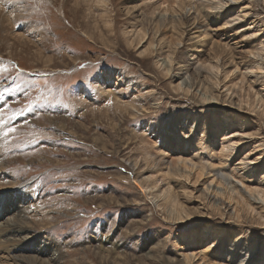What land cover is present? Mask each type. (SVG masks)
I'll return each mask as SVG.
<instances>
[{
	"label": "rangeland",
	"instance_id": "rangeland-1",
	"mask_svg": "<svg viewBox=\"0 0 264 264\" xmlns=\"http://www.w3.org/2000/svg\"><path fill=\"white\" fill-rule=\"evenodd\" d=\"M168 1L0 3V17H18L6 30L0 18V133L17 128L0 135V194L19 195L28 211L40 212L27 214V232L19 236L34 244L48 240L62 255L59 264H237L252 246L254 264H264V223L233 217V203L223 211L210 205L221 192L210 184L212 173L200 177L180 165L183 177L167 171L178 156L195 164L208 158L216 170L221 160L246 159L243 185L260 186L264 74L244 70L253 64L247 53L264 41V0L228 2L226 9L240 15L228 40L218 35L222 16L211 18L199 0L193 1L202 9L197 20L185 17L184 7L176 9L181 22L157 28L159 6ZM13 32L23 33L24 42ZM169 52L166 74L160 63ZM183 59L205 63L199 74L194 66L188 73L193 89L207 87L217 103L205 106L195 91L177 90ZM209 62L217 63L218 81L206 70ZM234 85L233 94L225 89ZM227 132L245 139L226 160ZM166 187L187 216L172 217L177 211L161 195ZM187 254L195 256L191 263Z\"/></svg>",
	"mask_w": 264,
	"mask_h": 264
},
{
	"label": "bare ground",
	"instance_id": "bare-ground-1",
	"mask_svg": "<svg viewBox=\"0 0 264 264\" xmlns=\"http://www.w3.org/2000/svg\"><path fill=\"white\" fill-rule=\"evenodd\" d=\"M105 1L106 0H101L102 3L103 2L105 3ZM193 1H198V0H169L168 2H163L161 5H166V7L159 6L160 7L159 9L161 10V15H159V14L157 15V20L155 19L156 20L155 26L158 28L159 26H161V24H164V25H171L174 27L177 24V21L181 22V20L184 19L181 16L176 15L177 10L182 9V8H183V10L186 8L185 9V17L188 16V18H189V16H190L194 21L197 20L201 14L202 9L198 6H196V4ZM200 1L206 2L207 3L206 8H208L211 11V13L213 12V14L210 15L211 18H217L218 15H220V18H221V16H222L223 24L220 25L219 29H217V31L220 32L218 35L223 40H228L229 37L227 35L229 34V32L239 28V27H235V26H237V24H239L238 20H240V15L232 14L230 12L231 10L226 9L228 2H231L233 0H213L214 2L209 1V0H199V2ZM181 2L184 4L183 6L180 4ZM185 4H186V6H185ZM159 9H158V11H159ZM155 11L157 12V9H155ZM223 12H225L226 15L225 14L221 15ZM228 13H231L232 15H230V14L227 15ZM3 16L0 17L3 29L6 30V28L8 29L7 26H9L10 24L13 25L16 23V22L12 21V18H13L12 16H14V15H11V14H10V16L5 15L6 16L5 18ZM15 18L16 17L14 16L13 19H15ZM213 20H215V19H213ZM195 26H196V24H195ZM28 28H30V27H28ZM138 34H139V32H138ZM243 35L245 36V34H243ZM258 35H259V33H255L254 39H256ZM24 37L25 36L23 33L16 32L13 34V38L16 39V41H23V39H25ZM31 38H32V36H31ZM141 39H142V37H140L139 40H141ZM255 42L256 41L254 40L253 43H255ZM153 44H154V41L150 42V46L153 47L154 46ZM178 44L179 43H177V45ZM222 45L224 48H226L228 50L231 49L229 42H226V43L224 42V44H222ZM191 56H193V54ZM172 57H173V55L170 54V52H169L162 59V62L160 63V66L162 67V71H165L166 74L171 72L172 63H173ZM263 57H264V41H262L260 43H256V45H254V50L251 52L249 51L247 53V58L252 59L253 64H252V66H250V64H249V67L245 68V70H244L245 73L249 72V74H250V73L255 71V72H257L256 75L264 74V58ZM192 59H189V61H191ZM189 61L185 62L183 59V62L186 63L183 66L185 71L182 72L181 76L179 77L177 90L183 91L187 94L193 93L195 91L196 93H194V94L197 95V97L201 100L200 101L201 104L205 105V106H207L206 104L209 105L213 102L217 103L218 99H216V97L213 96V93H211L207 87H204L202 85L200 87V89H198V90L193 89L192 78L188 73L189 68L191 69L192 66H194V72H198V74H199L201 69H205L206 65H204L205 63L203 65L200 64L199 61L192 62V63H189ZM203 66H205V67H203ZM207 66L208 67L206 70L209 72L208 73L209 76H211V78L216 81L217 77H218L217 76V74H218L217 73V71H218L217 63L211 64V62H209V64ZM212 70H216V73H214ZM106 81L107 82L109 81L108 77H107ZM240 82H242V81H240ZM235 87H236V85H234L233 87H230V88L226 87L225 89L226 90L232 89L233 92H231V93L233 94L234 92H236L234 89ZM240 101L242 103L245 100L243 99ZM245 102L247 103V101H245ZM154 105H157V104H154ZM253 108H256V107L253 106ZM193 127H195V125ZM204 131H205V125H204L203 132ZM229 133L230 132H227L224 136V137H227L225 139L226 140V142H225L226 146H224V145L222 146V153H223L225 159L226 158L228 159L231 156V154L233 153V151L239 146V144H243V141L245 139V137L241 133V134L231 136L232 138H237L236 139L237 141H234L233 139H230L231 137H229L230 136ZM259 146H262V145H259ZM261 156H263V154ZM156 160L157 159L155 158V160H153L152 162L154 164H156L155 163ZM201 160H203V159H201ZM244 160H246V159H242L241 160L242 162L240 164H237V163L234 164V160H233L232 162L228 163L227 165H225V162H223L221 160V163L224 165V167L216 170V169H213L212 162L210 161V159L208 160V158L206 160H203L200 164L197 163V164H199V165H197L194 162H192L191 159H189L187 157L178 156V157H173L169 161V163L167 165V171H168V174L171 173L173 175H176V176L179 175V176L183 177V174L181 172L179 173L178 169H176V167L180 165V167L184 168V170L196 171L197 176H200V177L203 174L209 175L210 173H212V175L210 177V184H214L217 187V190H221V192H215V194L211 197V200H213V203L209 202L210 205L215 206V208H217V209L220 208V211H221V209L223 211L224 209L230 208L231 203H233L235 205L234 211L232 214L233 217L236 216V218H239V216H240L242 218L244 217L245 219H247L249 221L257 219L258 222L261 221L264 223V216H263V214H264V178L261 179V181H259L260 182L259 187L244 186L242 183V175L244 176L243 173L250 171V169H247L248 163H244ZM249 164H251V163H249ZM135 165H136V163H135ZM2 166H4V165H2ZM154 166H156V165H154ZM138 169L139 170L142 169V166L140 165L138 167ZM254 169H256V168H254ZM238 176H239V178H238ZM232 179H236L235 185H234V187L232 186L233 188L227 189L225 187V182H231ZM144 186L146 187L145 189H148L147 185H144ZM149 186H151V185H149ZM240 186L244 187L246 189L247 193L245 190H242V188H240ZM152 188H155V187L152 186ZM22 194H24V191H22ZM161 195L163 196L164 203L165 204L168 203V205L172 208V210L175 209L174 211L175 212L177 211L176 216L172 215V217H175V220L180 219V218L182 219L183 216H187V213L182 208V206L179 204L178 200L175 197L171 196L170 188L166 187L161 192ZM4 202H8L9 208L4 207L2 210H0V264H59L61 262V260L63 259L62 255H60V253L56 252L57 251L56 249L55 250L53 249V252L51 251L52 249L49 248V241L48 240L38 241L36 244H34L32 242L26 241V239L19 236V234L23 233L24 231H26V228H28V226L26 225L27 224L26 220L29 218L27 214L28 213L31 214V212H33L34 216H37V215H40V212L39 211L35 212V209L28 211V209L30 207L25 206L27 203L25 202V200L23 201L19 195L6 196L4 194H0V204H2V203L4 204ZM33 207H34V204H33ZM168 218L171 219V214L168 216ZM30 222H29V224H30ZM30 235H27L26 238L27 239L31 238ZM232 241L233 240L230 241V245L232 244ZM238 241H239V238H236L234 240L233 243L235 244V247L238 245ZM102 243L104 244V242L99 241L100 247H103ZM244 246H246V245H244ZM253 248H254L253 246L247 247V248L245 247V249H247V251L244 254V256L240 259V261H238L237 264H254L255 262H254V259L252 258V253L254 252ZM227 250L229 251V253H228L229 257L231 258L232 254L230 252V249H227ZM194 257L195 256L193 254L192 255L187 254L185 256V260L187 262L191 263V260ZM263 261H264V259H263ZM207 264H216V262L215 263H207ZM260 264H262V263H260Z\"/></svg>",
	"mask_w": 264,
	"mask_h": 264
},
{
	"label": "snow or ice",
	"instance_id": "snow-or-ice-1",
	"mask_svg": "<svg viewBox=\"0 0 264 264\" xmlns=\"http://www.w3.org/2000/svg\"><path fill=\"white\" fill-rule=\"evenodd\" d=\"M13 3L14 0H0V3ZM15 2H19V0H15ZM161 7H166V5H161ZM19 86H17V89H18ZM8 91V90H6ZM31 109V104H29V110ZM0 111H2V109H0ZM17 131V128L16 127H7L5 131H3L2 133H0V135L4 136V137H7L10 133H15Z\"/></svg>",
	"mask_w": 264,
	"mask_h": 264
}]
</instances>
